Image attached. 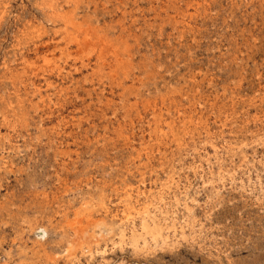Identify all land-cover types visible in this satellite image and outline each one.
Here are the masks:
<instances>
[{
  "label": "rangeland",
  "instance_id": "obj_1",
  "mask_svg": "<svg viewBox=\"0 0 264 264\" xmlns=\"http://www.w3.org/2000/svg\"><path fill=\"white\" fill-rule=\"evenodd\" d=\"M0 264H264V0H0Z\"/></svg>",
  "mask_w": 264,
  "mask_h": 264
}]
</instances>
